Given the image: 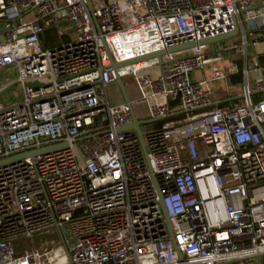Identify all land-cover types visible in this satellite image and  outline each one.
<instances>
[{"label": "built area", "instance_id": "obj_1", "mask_svg": "<svg viewBox=\"0 0 264 264\" xmlns=\"http://www.w3.org/2000/svg\"><path fill=\"white\" fill-rule=\"evenodd\" d=\"M261 42L264 0H0V72H17L0 91L22 87L0 102V160L67 144L0 167V264H264ZM128 77L140 98L111 105ZM133 113L147 156L117 131ZM45 233L58 237L17 255Z\"/></svg>", "mask_w": 264, "mask_h": 264}, {"label": "water", "instance_id": "obj_2", "mask_svg": "<svg viewBox=\"0 0 264 264\" xmlns=\"http://www.w3.org/2000/svg\"><path fill=\"white\" fill-rule=\"evenodd\" d=\"M236 34H237V31H235L234 33L229 34V35H225V36H221V37H218V38H215V39H209V40L202 41V42H200L197 45L198 46H204V45H212V44L221 43V42H224V41L230 39L231 37H234ZM197 45L196 44H188V45L172 48L168 52H160V53L149 55V56L137 59V60H133V61H129V62L121 63V64L113 63L112 64V68L117 72L122 67H126V66H129V65L138 63L140 61H146V60H150V59H153V58H159L160 59L166 53L179 52V51H182V50L193 48V47H195ZM118 84H119V86L121 88V91L123 93L125 102L129 103L130 99L128 97L126 88H125L124 83H123L121 78H118ZM18 85L19 84H17V83L16 84H12V85L6 87L4 90L0 91V99L2 97L6 96L7 94H9ZM27 85L29 87H32V88H35V89L43 87V85L38 83V82L29 83ZM226 102L227 101H220V102L214 103L211 107H218V106L224 105ZM157 121H162V120H156V121H153V122H157ZM148 123H150V122L149 121H139L137 119V117L135 116V114L133 113V123L117 130L119 133L130 132V131L136 132L138 134V136H139L141 145L143 147V150H144V153H145L146 156H147L148 153H147V147H146L145 140H144V132L142 130V126H144V125H146ZM65 147H67V144L61 143V144L53 145V146L42 148V149H36V150L24 152V153H19V154L13 155L11 157H8V158L0 160V167L7 166V165L13 164L15 162H18V161H21V160H24V159H27V158H32V157H35V156L43 155L45 153L52 152V151H55V150H58V149H63ZM160 198H161L160 205H161L162 210H163L164 220H165V224H166V226L168 228L169 235H170V237H171V239L173 241L175 250L179 253L180 258L183 259V254L181 253L177 243L175 242L173 226H172L170 217H169V215H168V213H167V211L165 209V205L163 203L162 196H160Z\"/></svg>", "mask_w": 264, "mask_h": 264}, {"label": "rangeland", "instance_id": "obj_3", "mask_svg": "<svg viewBox=\"0 0 264 264\" xmlns=\"http://www.w3.org/2000/svg\"><path fill=\"white\" fill-rule=\"evenodd\" d=\"M53 33V31H52ZM54 34H56V31L54 30ZM53 34V35H54ZM47 39H52V43L55 45L56 43L60 42V40H55V36H51L50 34H47ZM68 38H63V42H68ZM251 53H254V51L251 49ZM256 52L264 56V42H261L260 45L256 48ZM234 57V56H233ZM234 58L229 57L228 55H225L224 57V62L217 63V64H210L207 65L205 68V77H212V67L213 66H219L220 68H226L232 63V60ZM242 65V64H240ZM241 67V66H240ZM17 78V72L14 69H4L0 72V86L4 83H7L11 80H15ZM124 86L126 88L128 97L131 101H135L140 98L141 94L138 90V88L135 86L133 82L132 77H128L123 80ZM21 92H22V87L17 86L15 89H13L9 94L6 96L2 97L0 99V102L4 103V105L9 106L12 104L19 103L21 101ZM107 96L108 100L111 105H118L123 103L124 96L121 91V88L119 84H113L107 87ZM135 110L141 114L143 111V106L141 104H138L135 106ZM58 237L56 233H45L42 235H38L34 241H29V240H19L14 243V246L16 248L17 255H22L26 253L27 251L32 250L33 247L40 248L45 246L47 243L51 242L52 240H55Z\"/></svg>", "mask_w": 264, "mask_h": 264}, {"label": "trees", "instance_id": "obj_4", "mask_svg": "<svg viewBox=\"0 0 264 264\" xmlns=\"http://www.w3.org/2000/svg\"><path fill=\"white\" fill-rule=\"evenodd\" d=\"M48 34H50L51 36H55V34H54V30H53V33H52V31L51 32H49ZM54 34V35H53ZM240 81V77H235V78H233V80H232V83H238Z\"/></svg>", "mask_w": 264, "mask_h": 264}, {"label": "crops", "instance_id": "obj_5", "mask_svg": "<svg viewBox=\"0 0 264 264\" xmlns=\"http://www.w3.org/2000/svg\"><path fill=\"white\" fill-rule=\"evenodd\" d=\"M3 85V84H2ZM2 85L0 87H2ZM125 102V101H124Z\"/></svg>", "mask_w": 264, "mask_h": 264}]
</instances>
